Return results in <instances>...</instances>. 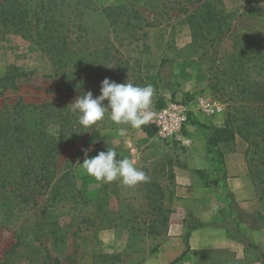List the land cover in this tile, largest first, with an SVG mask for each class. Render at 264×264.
Segmentation results:
<instances>
[{"label":"rangeland","instance_id":"obj_1","mask_svg":"<svg viewBox=\"0 0 264 264\" xmlns=\"http://www.w3.org/2000/svg\"><path fill=\"white\" fill-rule=\"evenodd\" d=\"M260 1L245 0L232 13L223 14L220 3L211 0L224 16L220 30L196 24L203 1L153 0L152 7L139 6L136 9L143 20L139 19L135 33L132 27L111 31L101 15L91 11L85 16L92 32L88 36L92 39L90 49L96 47L99 52L84 51L82 57L92 66L95 61L102 63L98 72L57 70L45 51L32 41L8 32L11 28L1 29L0 77L9 67L22 75L15 78L16 86L0 95V110L25 111L29 108L26 104H55L61 116L69 115L67 120L71 121L63 130L72 125L75 136L62 133L56 174L43 194L36 195L31 186L25 185L0 189V264H54L55 259L60 264H143L163 240L171 207L169 176L181 145L155 135L148 140L138 128L114 123L110 112L88 128L81 126L79 113L72 111L70 104L88 91L99 96L105 78L143 87L146 75L151 74L160 81L155 84L154 78L149 84L156 88L154 91H163L167 82L180 83L194 76L200 84L197 88L208 92L224 108L226 122L240 130V147L255 178L257 196L264 202V106L253 102V96L240 93L247 73L258 78L264 75V69L255 73L243 70L241 63L247 60V54L241 58L240 53L245 50L254 57L257 52L264 54V21H258L255 14ZM97 3L124 5L126 1ZM223 8L227 9L226 4ZM188 14L198 17L197 21L192 19L193 26L189 25ZM193 32L196 42L174 52L180 59L173 58L155 68L160 44H168L172 52L175 44L185 42L190 33L193 37ZM75 45L72 58L78 60L81 48ZM144 56L146 62H153L154 69L143 63ZM74 85L72 92L67 91ZM46 124L49 133L61 128L50 120ZM120 128L126 129L124 135H120ZM92 131L99 137L86 145ZM108 148H115L118 158L132 160L148 179L129 187L119 179L97 181L81 168L85 155L90 158Z\"/></svg>","mask_w":264,"mask_h":264},{"label":"crops","instance_id":"obj_2","mask_svg":"<svg viewBox=\"0 0 264 264\" xmlns=\"http://www.w3.org/2000/svg\"><path fill=\"white\" fill-rule=\"evenodd\" d=\"M217 1L222 13L227 14L245 0ZM222 4H226L227 9ZM257 7V20L264 21V0ZM192 42L190 33L185 42L175 44L172 52L168 44L162 47L160 44L155 68L170 63L173 58L180 59L174 57V52ZM147 50L151 59V51ZM143 63L149 65L148 69H154L153 62H146L145 56ZM146 76L148 85L155 75ZM157 82L155 78V84ZM197 84L200 85L192 75L180 83L167 82L166 89L154 91L152 107L160 102L190 101L197 96L211 99L208 92L201 91V86L197 88ZM211 100L220 108L215 116L201 113L193 106L192 121L185 130L187 143L180 144L181 152L173 160L175 164L169 176L171 207L164 238L143 264H264V202L257 196L255 178L240 147V130L234 126L236 134L232 142L215 146L209 143L211 128L227 123L224 108ZM145 125L154 129L150 123ZM138 129L148 140L154 138L143 132L142 126Z\"/></svg>","mask_w":264,"mask_h":264},{"label":"trees","instance_id":"obj_3","mask_svg":"<svg viewBox=\"0 0 264 264\" xmlns=\"http://www.w3.org/2000/svg\"><path fill=\"white\" fill-rule=\"evenodd\" d=\"M125 1L124 5H103L98 4L97 0H4L0 3V33L2 28H11V31H7L32 41L39 49L45 51L57 70L66 68L72 73L87 69L98 72L103 67L102 63L95 61L92 66V63L86 64L82 57L84 51H89V54L99 52L96 47L90 49L92 39L88 36L92 32L88 30L89 24L85 16H89L91 11L93 14L98 12L111 31L121 28L127 30L132 27L135 33V29L139 27V19L143 20L136 8L146 7L147 4L152 7L153 0ZM196 2H202L201 11L196 14L200 21H197L196 15L188 14L189 25L193 26V19L197 21L196 24L213 25L216 30H220L224 16L219 9L211 3V0H196ZM194 36L196 37L195 32H193V41L196 42ZM116 38L118 36L113 40ZM75 44L81 48L78 60L72 58ZM240 53L241 58L247 54V60L241 63L243 70L250 69L255 73L256 70L259 72L264 69V54L257 52L255 55L258 56L254 57L245 50ZM15 71H17L15 67H9L4 76L0 77V95L11 86H16L15 78L22 73ZM246 76L248 79L244 81L243 86L241 85L240 93L243 96H253V102L264 106V75L258 78L247 73ZM74 89L75 85L67 87V91L70 92ZM162 105L163 103L160 102L156 108ZM25 107L29 108L25 111L20 108L0 110V189H7L11 184L18 187L25 185L33 188L31 192L41 195L51 185L56 174L57 156L61 149L60 145L64 142L62 133H69L71 138L75 133L71 128L72 125L63 130L71 121L67 120L69 115L61 116L55 104H26ZM47 120L61 127L58 132H48ZM154 129L142 125L143 132L149 137L155 135ZM211 129L209 136L211 145L228 143L235 139L236 130L229 122L223 127ZM98 135V132L92 131L85 144L92 143L99 137ZM99 152H95L93 156ZM248 245L257 249L252 243ZM54 264H60L59 260L55 259Z\"/></svg>","mask_w":264,"mask_h":264},{"label":"clouds","instance_id":"obj_4","mask_svg":"<svg viewBox=\"0 0 264 264\" xmlns=\"http://www.w3.org/2000/svg\"><path fill=\"white\" fill-rule=\"evenodd\" d=\"M153 95L154 88L151 84L142 87L105 78L101 81L99 96L94 97L93 93L88 91L78 96L70 105L72 111L79 113L78 122L84 128L101 121L106 112H110V119L116 124L139 128L151 118ZM125 132V128L119 129L120 135ZM80 166L97 181L105 183L119 179L123 185L131 187L148 179L132 160L118 158L115 148L100 151L90 158L85 155Z\"/></svg>","mask_w":264,"mask_h":264},{"label":"built area","instance_id":"obj_5","mask_svg":"<svg viewBox=\"0 0 264 264\" xmlns=\"http://www.w3.org/2000/svg\"><path fill=\"white\" fill-rule=\"evenodd\" d=\"M208 116H215L219 106L205 96H197L190 101H168L160 108H152L148 123L155 128V136L159 140L186 144V126L192 121L194 108Z\"/></svg>","mask_w":264,"mask_h":264}]
</instances>
